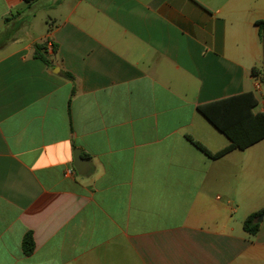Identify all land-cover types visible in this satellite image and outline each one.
<instances>
[{
	"label": "crops",
	"instance_id": "crops-1",
	"mask_svg": "<svg viewBox=\"0 0 264 264\" xmlns=\"http://www.w3.org/2000/svg\"><path fill=\"white\" fill-rule=\"evenodd\" d=\"M261 20L264 0H0V264H264V140L190 139L230 145L199 106L264 112ZM64 140L70 163L36 167Z\"/></svg>",
	"mask_w": 264,
	"mask_h": 264
},
{
	"label": "trees",
	"instance_id": "trees-1",
	"mask_svg": "<svg viewBox=\"0 0 264 264\" xmlns=\"http://www.w3.org/2000/svg\"><path fill=\"white\" fill-rule=\"evenodd\" d=\"M27 5H32L39 0H24ZM259 33L264 40V20L257 21ZM56 46L54 45V52ZM45 53V54H44ZM36 56L44 59L46 55L44 46L36 47ZM253 75L260 78L263 83V71L256 68ZM258 101L252 93L219 100L198 107L199 112L210 121L218 131L226 135L230 140V145L220 152L212 153L202 143L191 141L198 149L214 159L221 158L229 152L240 149L245 150L250 146L264 140V112L255 113ZM264 215V209L249 216L244 222V228L250 235L258 233L260 224L256 222L258 216ZM25 253L31 254L35 249V244L31 235L24 241Z\"/></svg>",
	"mask_w": 264,
	"mask_h": 264
},
{
	"label": "clouds",
	"instance_id": "clouds-1",
	"mask_svg": "<svg viewBox=\"0 0 264 264\" xmlns=\"http://www.w3.org/2000/svg\"><path fill=\"white\" fill-rule=\"evenodd\" d=\"M73 160V148L69 140L55 145L46 146V153L42 154L36 167L62 166Z\"/></svg>",
	"mask_w": 264,
	"mask_h": 264
},
{
	"label": "water",
	"instance_id": "water-1",
	"mask_svg": "<svg viewBox=\"0 0 264 264\" xmlns=\"http://www.w3.org/2000/svg\"><path fill=\"white\" fill-rule=\"evenodd\" d=\"M263 86H264V61H263ZM74 158H75V162H76V169L80 172V169L82 167V164L84 162V160L82 159L81 157V153H80V150H77L75 153H74ZM81 173V172H80ZM262 219H263V215H261L259 217V222H262Z\"/></svg>",
	"mask_w": 264,
	"mask_h": 264
},
{
	"label": "rangeland",
	"instance_id": "rangeland-1",
	"mask_svg": "<svg viewBox=\"0 0 264 264\" xmlns=\"http://www.w3.org/2000/svg\"><path fill=\"white\" fill-rule=\"evenodd\" d=\"M41 14H42V16H45L46 15V11L45 10H42L41 11Z\"/></svg>",
	"mask_w": 264,
	"mask_h": 264
},
{
	"label": "built area",
	"instance_id": "built-area-1",
	"mask_svg": "<svg viewBox=\"0 0 264 264\" xmlns=\"http://www.w3.org/2000/svg\"><path fill=\"white\" fill-rule=\"evenodd\" d=\"M50 46L52 45V44H49Z\"/></svg>",
	"mask_w": 264,
	"mask_h": 264
}]
</instances>
